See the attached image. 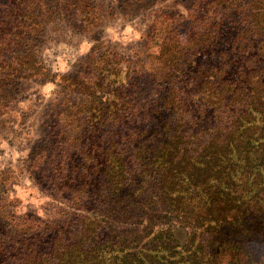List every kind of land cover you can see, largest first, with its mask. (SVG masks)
Wrapping results in <instances>:
<instances>
[{
  "label": "trees",
  "instance_id": "1",
  "mask_svg": "<svg viewBox=\"0 0 264 264\" xmlns=\"http://www.w3.org/2000/svg\"><path fill=\"white\" fill-rule=\"evenodd\" d=\"M245 5L184 0L187 26L162 14L159 54L131 83L103 57L82 80L58 75L82 97L53 114L31 166L62 217L18 225L0 199V264H264L248 247L264 236V0ZM95 16L92 0H0V118L24 81L57 76L36 55L45 29Z\"/></svg>",
  "mask_w": 264,
  "mask_h": 264
},
{
  "label": "rangeland",
  "instance_id": "2",
  "mask_svg": "<svg viewBox=\"0 0 264 264\" xmlns=\"http://www.w3.org/2000/svg\"><path fill=\"white\" fill-rule=\"evenodd\" d=\"M142 1L145 2H138V5L142 7L148 3L146 8L137 9L136 6L132 9L127 0H92L96 7V27L74 17L71 28L56 20L45 29L36 55L45 68L57 76L52 78V82H45L39 77L24 81L22 92L8 102L0 118V175L7 179L0 199L8 217L18 225L32 221L35 227L42 229L55 225L62 217L59 210L62 207L42 191L33 176V167L41 162L31 166L34 154L48 145V126L53 114L68 105L78 104L82 97L75 91L60 90L55 85L58 75H72L82 80L87 59L103 57L108 65L117 64L124 72L125 83H131L129 81L135 78L137 70H151L153 58L159 54L160 39L154 27L161 15L172 13L174 19L187 26L184 0ZM245 2V8L255 4V0ZM250 14L256 15L255 11H250ZM178 31L182 43L184 26H179ZM145 80L138 81L144 84ZM86 118L81 116L80 121L72 124V129L82 131ZM56 152L61 154L60 150ZM52 159L56 161V156ZM189 235V229L173 231L180 245L187 243ZM49 238L55 239L54 234ZM248 247L254 255L264 257L261 249L264 247V236H256L255 242Z\"/></svg>",
  "mask_w": 264,
  "mask_h": 264
}]
</instances>
